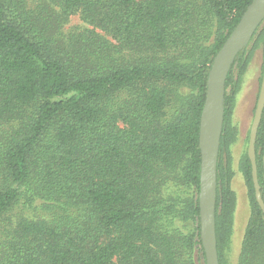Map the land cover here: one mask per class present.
Returning a JSON list of instances; mask_svg holds the SVG:
<instances>
[{
  "label": "trees",
  "instance_id": "trees-1",
  "mask_svg": "<svg viewBox=\"0 0 264 264\" xmlns=\"http://www.w3.org/2000/svg\"><path fill=\"white\" fill-rule=\"evenodd\" d=\"M252 1L0 0V264L205 258L197 195L206 80ZM73 14L88 28L65 35L63 24ZM260 44L264 54V21L225 82L218 264H226L235 204L230 113ZM254 148L264 204L257 155L264 149V107ZM240 171L250 216L236 264H264V215L246 155ZM16 208L34 214L10 218Z\"/></svg>",
  "mask_w": 264,
  "mask_h": 264
},
{
  "label": "water",
  "instance_id": "water-1",
  "mask_svg": "<svg viewBox=\"0 0 264 264\" xmlns=\"http://www.w3.org/2000/svg\"><path fill=\"white\" fill-rule=\"evenodd\" d=\"M264 21V0H253L239 22L212 59L207 75L206 92L199 120L198 147L200 170L198 183L199 238L205 264H218L215 238V203L217 187V158L223 125L225 82L236 55L249 44L255 31ZM264 107V74L251 123L248 139V159L255 201L264 215L255 161V139Z\"/></svg>",
  "mask_w": 264,
  "mask_h": 264
},
{
  "label": "rangeland",
  "instance_id": "rangeland-1",
  "mask_svg": "<svg viewBox=\"0 0 264 264\" xmlns=\"http://www.w3.org/2000/svg\"><path fill=\"white\" fill-rule=\"evenodd\" d=\"M40 1V0H31ZM140 1V0H138ZM88 28L82 21L79 14L69 16L62 27L63 34L78 32ZM250 43V42H249ZM249 45V44H248ZM247 45V46H248ZM246 46V47H247ZM262 44L252 49L249 61L241 76L239 90L235 96L234 105L230 113L229 123L234 130L235 136L228 147L229 167L231 178L229 188L234 195V210L232 216L231 235L228 249L225 252V263L236 264L240 254L244 230L250 216L249 192L245 184L244 177L240 171L241 159L246 155L248 157V139L251 123L254 117L256 104L259 96L260 85L264 74V54ZM250 48L252 46H249ZM235 71V69H234ZM237 73H234L236 77ZM258 165L261 169V177L264 182V149L257 153ZM224 161L227 160L226 156ZM259 187V186H258ZM176 186L166 188L164 192H172ZM17 214L33 216L34 212L16 208L10 215L14 217ZM187 226L191 227L189 224ZM197 249V247H196ZM196 264H205V258L201 254L195 255Z\"/></svg>",
  "mask_w": 264,
  "mask_h": 264
}]
</instances>
